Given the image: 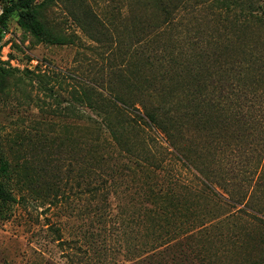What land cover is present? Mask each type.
<instances>
[{
	"label": "trees",
	"instance_id": "16d2710c",
	"mask_svg": "<svg viewBox=\"0 0 264 264\" xmlns=\"http://www.w3.org/2000/svg\"><path fill=\"white\" fill-rule=\"evenodd\" d=\"M145 1L149 16L133 17L134 28L115 34L91 11L73 15L104 51L96 73L84 77L40 63L21 72L19 83L42 93L34 101L40 113L88 122L74 124L78 134L66 130L69 123L42 119L39 139L0 142V202L56 205L68 199L69 185L97 220H123L124 207L109 196L130 191L138 201L132 222L152 241L148 252L172 244L174 264L178 255L186 259L188 243L196 255V234L225 236L219 228L239 216L250 217L238 224L242 246L251 228L264 230V0ZM33 4L5 1L0 42L14 14L38 41L57 42ZM56 125L65 127L63 136L51 132ZM202 196L210 207L197 200ZM87 238L95 253L96 236ZM248 264H264V250Z\"/></svg>",
	"mask_w": 264,
	"mask_h": 264
},
{
	"label": "rangeland",
	"instance_id": "374dc122",
	"mask_svg": "<svg viewBox=\"0 0 264 264\" xmlns=\"http://www.w3.org/2000/svg\"><path fill=\"white\" fill-rule=\"evenodd\" d=\"M5 1L0 0V12ZM33 9L40 26L56 37L57 42L38 41L15 14L8 19L0 42V66L8 70L4 74L0 72V142L5 146L12 140L20 142L17 144L19 146L23 145L27 136L39 139L42 129L38 128L37 122L42 119L58 124L69 123L66 130L78 134L81 126L74 124H87L86 119L40 113L34 101L42 93L27 81L19 83L23 76L21 72L25 68L33 69L37 63L84 77L100 69L104 51L86 37L73 15L80 18L86 10L91 11L114 34L122 32L123 27L128 30L134 28L133 17L149 16V3L145 0H34ZM128 30L125 32L127 38L130 37ZM62 95L66 96V93ZM55 129L61 131L60 137L64 135L65 127L56 125L51 132ZM146 130L154 137V130ZM175 164L180 177L195 185L193 174ZM125 183L130 185L131 181ZM68 188L69 185L65 187L68 196L66 202L56 205L48 206L30 198L23 204L0 202V264H164L166 261L173 264L172 258L178 254V250L173 249L172 244L148 252L151 251L152 241L132 222V211L138 201L130 191L121 196H109L113 206L118 203L124 207L126 219L112 215L97 220L86 210L84 198L75 199L74 188L71 191ZM184 196L189 198L186 193ZM199 197L197 200L202 206L210 207L206 197ZM236 220L238 222L219 228L225 236L215 232L196 234L194 238L197 244L191 242L196 255L189 253L191 248L188 243L184 245L186 259L178 255L174 258V264L250 263L264 250V239L261 237L264 230L251 228L248 242L242 246L240 243L245 238V230L238 224L245 225L250 217L239 216ZM231 234L234 242L228 239ZM58 235L60 240L56 239ZM90 235L96 236L95 253L93 248L89 249L86 245ZM148 243L149 249L141 257H136ZM153 252L156 253L154 258L149 260V254ZM130 256L133 257L130 259Z\"/></svg>",
	"mask_w": 264,
	"mask_h": 264
}]
</instances>
